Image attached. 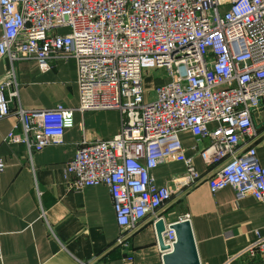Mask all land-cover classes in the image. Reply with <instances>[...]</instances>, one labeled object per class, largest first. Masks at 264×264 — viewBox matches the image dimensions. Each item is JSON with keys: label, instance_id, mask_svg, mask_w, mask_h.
Here are the masks:
<instances>
[{"label": "built area", "instance_id": "1", "mask_svg": "<svg viewBox=\"0 0 264 264\" xmlns=\"http://www.w3.org/2000/svg\"><path fill=\"white\" fill-rule=\"evenodd\" d=\"M0 25V57L34 58L42 70L52 58H72L76 109L119 110L116 133L80 140L63 174L75 189L106 185L123 249L145 216L162 217L170 185L182 191L204 175L183 153L182 129L209 139L200 150L208 189L228 185L264 202V165L250 143L264 97V0H0ZM149 67L163 69L164 79L145 88ZM16 83L11 66L0 77V119L12 112ZM74 110L19 105L6 139L29 152L60 142ZM171 158L184 160L183 171L156 184L151 168ZM4 163L0 156V171ZM166 222L161 238L171 244ZM243 251L264 263V235Z\"/></svg>", "mask_w": 264, "mask_h": 264}, {"label": "crops", "instance_id": "2", "mask_svg": "<svg viewBox=\"0 0 264 264\" xmlns=\"http://www.w3.org/2000/svg\"><path fill=\"white\" fill-rule=\"evenodd\" d=\"M50 60L49 68L42 70L34 58L11 63L0 57V77L12 66L18 90L10 102L12 112L0 119V156L5 161L0 171V264H162L152 213L130 233L129 249H123L115 241L118 226L106 185L85 184L75 189L69 184L70 174H63L80 140L110 137L120 126V114L117 108L76 109L75 60ZM261 102L262 108L252 112L256 133L250 143L264 165V97ZM56 103L75 109L74 124L64 130L60 142L29 152L26 144L7 141L19 105L33 108ZM178 138L183 153L204 175L182 191L170 185V198L158 214L168 221L188 213L198 264H264L243 251L256 235H264V202L251 194L237 196L228 185L212 192L205 180L208 167L200 154L209 139L188 129L179 131ZM247 143L241 140L240 148ZM184 166V160L171 158L150 172L155 183L162 184Z\"/></svg>", "mask_w": 264, "mask_h": 264}, {"label": "water", "instance_id": "3", "mask_svg": "<svg viewBox=\"0 0 264 264\" xmlns=\"http://www.w3.org/2000/svg\"><path fill=\"white\" fill-rule=\"evenodd\" d=\"M152 223L154 238L158 249L162 252V264H198L199 259L188 218L177 221L170 220L167 227L173 228L175 239L171 244H165L161 238V232L167 223L165 219L159 217Z\"/></svg>", "mask_w": 264, "mask_h": 264}, {"label": "rangeland", "instance_id": "4", "mask_svg": "<svg viewBox=\"0 0 264 264\" xmlns=\"http://www.w3.org/2000/svg\"><path fill=\"white\" fill-rule=\"evenodd\" d=\"M164 73L163 69H156V68H147L143 70V85L145 88L151 87L153 84H156L157 82L163 81L164 79ZM160 76V77H155Z\"/></svg>", "mask_w": 264, "mask_h": 264}]
</instances>
